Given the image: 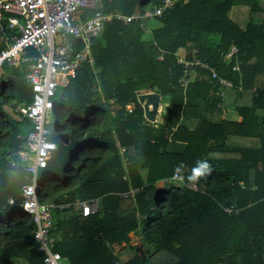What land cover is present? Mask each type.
<instances>
[{"label":"trees","instance_id":"trees-1","mask_svg":"<svg viewBox=\"0 0 264 264\" xmlns=\"http://www.w3.org/2000/svg\"><path fill=\"white\" fill-rule=\"evenodd\" d=\"M159 2L98 0L97 9L132 14ZM157 19L147 38L139 20L106 24L91 44L95 66L84 64L53 100L57 149L38 173V199L99 201L89 216L53 209V248L70 264H264V88H255L264 77V0H179ZM3 25L0 34H9ZM231 46L237 52L226 61L221 53ZM179 49L233 86L198 67L184 76ZM13 70L0 83V264H43L34 223L20 207L30 175L10 165L23 120L4 107L32 98ZM148 91L160 94L162 123L143 115L138 95ZM222 109L240 120L226 113L211 120ZM197 161L213 167L197 189L170 180L183 162L189 182ZM130 186L139 188L132 197L117 194ZM139 228L145 253L122 261L115 248L129 247Z\"/></svg>","mask_w":264,"mask_h":264},{"label":"built area","instance_id":"built-area-1","mask_svg":"<svg viewBox=\"0 0 264 264\" xmlns=\"http://www.w3.org/2000/svg\"><path fill=\"white\" fill-rule=\"evenodd\" d=\"M178 1L160 0V4L152 9L127 15L119 10L104 12L97 9L98 0H0V27L4 19L7 28L16 32L0 35V70L4 67H22L24 79L32 92L30 102L25 103L22 110L23 118L29 121L30 128L25 133L18 132L17 138L22 145L16 150V158L10 161V165L30 175L29 181L21 187L20 207L35 225L33 237L39 244V250L44 253L43 264H70L53 248L54 238L50 234L53 209L71 206L78 209L82 216H89L99 208L96 200L56 204L38 199V173L47 166L57 149L56 142L50 138V116L59 86H66L69 78L84 64L94 63L91 44L100 36L105 24L115 20L130 22L138 18L160 17ZM87 10H93L92 14L85 16ZM236 52L237 48L231 46L221 56L229 61ZM177 55L184 76L198 67L208 71L222 86H233L230 80L218 76L207 61L195 56L186 58L183 54ZM233 70L239 71L238 64L233 66ZM186 84L184 77L181 85L186 87ZM17 111L18 108H15ZM120 151L124 152V148ZM170 180L197 189L195 184L185 181L183 173L173 174ZM138 191L139 188L131 187L118 195L130 198Z\"/></svg>","mask_w":264,"mask_h":264},{"label":"crops","instance_id":"crops-1","mask_svg":"<svg viewBox=\"0 0 264 264\" xmlns=\"http://www.w3.org/2000/svg\"><path fill=\"white\" fill-rule=\"evenodd\" d=\"M160 4V2L158 3V4H155L154 6H157V5H159ZM154 6H152V7H146L145 9H143L142 11L141 10H138V9H136L132 14H134V13H138V12H143L144 10H146V9H152ZM113 10H119V9H117V8H115V9H111V10H109V11H106V12H110V11H113ZM120 11V10H119ZM121 12V11H120ZM123 13V12H122ZM125 14V13H124ZM85 15V14H84ZM127 15H130V14H127ZM157 18H159V17H156V18H152V19H157ZM145 19H147V20H145ZM151 18H138V19H133L134 21H137V20H139V21H141V25L143 26V28L145 29V33L147 32V28H149V30H148V35H145L144 34V38H147L148 36H150V33H151V30L153 29V28H155V27H157V26H159V25H157V26H154V27H151L150 25H147L148 23H150L151 21L150 20H152ZM4 20V19H3ZM3 20H2V23H1V27H0V29H4L5 28V25H3ZM133 20H131V21H133ZM158 20V19H157ZM115 21H117V20H115ZM130 21V22H131ZM5 22H6V20H5ZM121 22V21H120ZM111 23V22H110ZM122 23H128V22H122ZM108 24V23H107ZM160 24V23H159ZM106 25V24H105ZM6 28H7V26H6ZM104 28V27H103ZM8 29V28H7ZM9 30V29H8ZM10 31V30H9ZM11 33H16V32H14V31H10V33L9 34H5V33H1V34H4V35H10ZM0 34V35H1ZM32 53V52H31ZM91 53H92V51H91ZM178 53L179 54H183L184 53V49H179V51H178ZM178 56V55H177ZM85 65H89V66H91V67H94L95 66V63H92V64H90V63H86ZM238 66H239V64H238ZM7 68H9V67H7ZM10 69H12V68H10ZM17 69V68H16ZM3 70H7V69H5V67L3 68ZM13 70V69H12ZM24 69L22 68V67H18V71L19 72H21V74H22V79L24 78V71H23ZM16 73V72H15ZM4 80H8V77H5V79ZM3 80V81H4ZM24 80V79H23ZM258 80V79H257ZM68 82H69V80H68ZM232 82V81H231ZM68 84V83H67ZM258 85V81L256 82V86L255 87H258L257 86ZM263 85H264V81H263ZM67 86V85H66ZM260 86V85H259ZM60 87H62V89L65 87V86H59V88ZM58 88V89H59ZM258 88H262L261 86L260 87H258ZM264 88V87H263ZM25 104V103H24ZM24 104H19L16 108H18V111L17 112H15V110H14V112L17 114V116H16V120L17 121H22L23 120V124H27L28 125V128L26 129V130H21L20 132H22V133H25L29 128H30V123H29V121H27L25 118H23V115H22V110H23V108H24ZM143 108V107H142ZM12 110V109H11ZM223 110V109H222ZM225 110V109H224ZM13 111V110H12ZM224 113H226L227 115L229 114V118H231V119H237V120H240V116H238L237 115V113L236 112H229V111H227L226 112V110H225V112H216L214 115H212L211 117H212V119L211 120H216L218 117H220L221 116V114H224ZM143 115H144V112H143ZM210 117V118H211ZM157 118H159V120L157 121V120H155V122H153V123H156V124H158V123H162V122H164V120H165V117L164 116H162V115H160L159 114V112L157 113V115H156V119ZM161 119V120H160ZM147 120V119H146ZM22 124V125H23ZM22 128V127H21ZM121 148H124V147H121ZM120 148V149H121ZM125 150V149H124ZM122 153V152H121ZM122 154H124V153H122ZM123 161L125 162L126 161V158L125 157H123ZM144 175H145V173H144ZM124 177V176H123ZM124 179V178H123ZM127 179V177L125 176V179L124 180H126ZM172 182H178V181H176V180H172ZM180 183V182H179ZM165 184V182H164V180H160V181H158L157 182V185L158 186H163ZM22 187V186H21ZM129 188H131V186L129 187ZM128 188V189H129ZM118 194V193H117ZM97 203L99 204V201H97ZM99 206V205H98ZM73 208V207H72ZM73 209H75V208H73ZM75 210H78V209H75ZM79 211V210H78ZM25 212V211H24ZM27 214V213H26ZM30 217V216H29ZM35 226V225H34ZM53 227V226H52ZM51 230V229H50ZM131 234H134L135 236H138L136 233H134V232H131V233H129V235H131ZM53 237V236H52ZM130 237V236H129ZM34 238V237H33ZM54 238V237H53ZM138 239H141V236H139L138 237ZM54 243H55V238H54ZM123 245H126V244H123ZM123 245H121V246H123ZM120 246V247H121ZM134 253V252H133ZM133 253H132V255H133ZM139 254V253H138ZM131 255V256H132ZM139 255H143V254H139ZM130 256V257H131ZM130 257H128V258H130ZM65 258V257H64ZM128 258H126L125 260H127ZM66 259V258H65ZM15 264H24V261L23 260H21V259H17V260H15Z\"/></svg>","mask_w":264,"mask_h":264},{"label":"rangeland","instance_id":"rangeland-1","mask_svg":"<svg viewBox=\"0 0 264 264\" xmlns=\"http://www.w3.org/2000/svg\"><path fill=\"white\" fill-rule=\"evenodd\" d=\"M234 15H237V13H234ZM145 20H147V19H145ZM150 21L151 22L148 23L147 25H150L151 27L159 25V21L157 19H152ZM148 30H149V28H147V32L145 33V35H148L147 34ZM12 71H14V70H12L10 68L9 69L7 68V70H3V69L0 70V83L2 80L5 79V77H10L13 74ZM257 81H258V85H257L258 87H260V86L264 87V85H263L264 77L260 76ZM258 87H255V88H258ZM62 90H63L62 87H60L57 91V94ZM132 107H133L132 104L126 105V109H128V110L132 109ZM4 109L7 112H9L14 118H16L17 114L14 111H12L10 107L5 106ZM229 112H234V111H229ZM228 116H229V114H228ZM156 120L158 121L159 118H157ZM50 121H51V124H50V126H51L53 124L52 116H50ZM27 128H28V125L25 123L22 125V128L20 130H26ZM59 173L60 172H58V174ZM140 231H141V228H139V230H138V232H139L137 234L138 236H135L134 234L129 235L130 236L129 247H128V245H123L121 247L115 248V250H114L115 253L119 256V258L122 261H124L126 258L130 257L134 251L139 253V254L145 253L146 249L143 246L141 239H138V237L140 236Z\"/></svg>","mask_w":264,"mask_h":264},{"label":"water","instance_id":"water-1","mask_svg":"<svg viewBox=\"0 0 264 264\" xmlns=\"http://www.w3.org/2000/svg\"><path fill=\"white\" fill-rule=\"evenodd\" d=\"M138 100L142 104L144 117L149 122H155L159 112L160 94L155 91L143 92L138 95ZM61 137L66 138V134Z\"/></svg>","mask_w":264,"mask_h":264},{"label":"clouds","instance_id":"clouds-1","mask_svg":"<svg viewBox=\"0 0 264 264\" xmlns=\"http://www.w3.org/2000/svg\"><path fill=\"white\" fill-rule=\"evenodd\" d=\"M185 165L181 162L175 169L174 174L180 175L184 169ZM213 171V167L207 161H197L196 166L191 169V174L188 175L187 179L189 182L195 184L202 177L209 176ZM87 214V212H86Z\"/></svg>","mask_w":264,"mask_h":264}]
</instances>
